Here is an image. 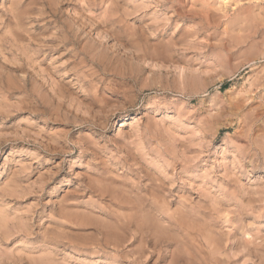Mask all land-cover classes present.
Here are the masks:
<instances>
[{"label": "rangeland", "instance_id": "obj_1", "mask_svg": "<svg viewBox=\"0 0 264 264\" xmlns=\"http://www.w3.org/2000/svg\"><path fill=\"white\" fill-rule=\"evenodd\" d=\"M19 1L0 0V35L14 38L13 8L28 3L26 26L35 31L34 20H45L46 32H36L48 46L38 62V41L0 47V264H264V0ZM112 45L139 71L127 92L107 93L110 105L145 101L156 113L144 107L134 118L165 127L168 117L191 113L187 128L210 135L188 151L175 145L195 163L165 168L168 178L140 161L144 174L124 168L121 180L90 172L101 198L74 175L87 171L78 151L65 155L49 143L75 138L71 125L44 117L90 115L71 85ZM169 147L162 142L148 156L159 160ZM113 191L131 202L111 199ZM113 219L132 225L119 249L101 231Z\"/></svg>", "mask_w": 264, "mask_h": 264}, {"label": "clouds", "instance_id": "obj_2", "mask_svg": "<svg viewBox=\"0 0 264 264\" xmlns=\"http://www.w3.org/2000/svg\"><path fill=\"white\" fill-rule=\"evenodd\" d=\"M108 52L104 59L94 58L92 65H82L75 83L71 85L78 94L84 95L89 100L92 105L88 109L90 115L83 119L79 115H74L72 111H65L61 116L44 117L45 119H64L66 124L71 125L70 131H74L75 138H70L68 133H63L49 143L56 144L57 150L64 152L65 155L78 151L77 161L85 166L87 171L74 175L80 180L82 190L88 192L91 189L96 197H102L106 193L99 182L89 175L90 172L100 174L106 170L108 176L121 180L120 173L124 168L136 169L140 172L141 164L137 162L140 161L155 166L160 174L168 178L165 168L174 167L178 162L185 167L195 163V160H185L180 149L175 145L183 141L182 148L188 151L199 146L193 141H204V137L210 135L208 129L203 126L199 132L195 128H187L184 122L191 113L185 115L181 111L178 116L168 117L171 124L165 127L162 120L153 121L149 118L148 123L144 124L134 118L141 114L144 107L149 113H156L157 109L148 107L145 101L128 103L126 98L127 107L124 104L110 105L107 102V93L116 89L127 92L129 80L134 79L138 74L139 65L136 66V71H130L132 65L124 53H117L111 49ZM140 63L142 64V61ZM151 103L156 105L160 101L152 100ZM80 124L87 126L79 127ZM173 128L177 130L184 128L188 135L178 136ZM162 142L170 147L166 152H157L159 160H152L148 156V151L156 149ZM60 143H63V148L59 146ZM141 144H147L148 149H140L138 146ZM140 174L144 173L140 172ZM129 183L133 188H138V181L130 180ZM53 219L56 217L53 216ZM27 234L33 235L31 232Z\"/></svg>", "mask_w": 264, "mask_h": 264}, {"label": "bare ground", "instance_id": "obj_3", "mask_svg": "<svg viewBox=\"0 0 264 264\" xmlns=\"http://www.w3.org/2000/svg\"><path fill=\"white\" fill-rule=\"evenodd\" d=\"M17 1H19V0H17ZM73 1V0H72ZM236 1V0H235ZM20 2V1H19ZM203 2V1H202ZM213 2V1H212ZM22 3H23V1H22ZM21 3V4H22ZM28 4V3H27ZM24 5V6H22V7H14L13 8V11H12V16L14 17V18H16V21L17 22H15L14 23V21L13 22H7L8 23V25L9 26H11V28H12V30H13V32H12V34H13V36H14V38H11V37H8V36H6V35H0V47H2L3 46V44L5 43V42H8V43H10L11 44V42H12V46L14 45V43H15V40H17V41H20V40H22L23 38L24 39H26L27 41H28V43L29 44H32L33 42H35V41H38L39 42V47H40V51L39 52H37V53H39L40 55L39 56H37V57H35L34 59H33V61L34 62H38V61H41V59H42V57L41 56H44V58L46 57V46H48V45H46V39H43L42 38V36H41V33H38V32H36V29H38V28H40V30H41V32H43V33H45L46 32V23H45V20H43V19H40L39 18V20H34L35 21V23H36V27H34V28H32V29H35V31H32L31 29H30V27H27L26 26V21H24L25 20V16H26V14L28 13V6H29V4L28 5ZM199 4V3H198ZM206 4V3H205ZM19 6V5H18ZM180 6V5H179ZM44 12V11H43ZM257 14V13H256ZM41 15H43V13L41 14ZM203 15V14H202ZM246 15V14H245ZM207 19V18H206ZM253 19V18H252ZM256 20V19H255ZM111 23V22H110ZM112 23H114L113 22V20H112ZM28 24V23H27ZM33 24V23H32ZM14 25H16V30L14 29L15 27H13ZM225 26V25H224ZM162 28V27H161ZM247 28V27H246ZM160 31H161V29H160ZM234 31V30H233ZM238 31H239V29H238ZM222 32V31H221ZM224 32V31H223ZM143 33V32H142ZM243 33V32H242ZM239 34V33H238ZM220 35V34H219ZM218 35V36H219ZM44 36V35H43ZM174 36V35H173ZM240 36V35H239ZM46 37V36H45ZM236 40V39H235ZM49 41V40H48ZM53 42V41H52ZM225 42V41H224ZM251 42V41H250ZM16 44V43H15ZM238 45V44H237ZM245 45V44H244ZM254 46V45H253ZM260 46V45H259ZM112 47H113V49H115V51H117V46H114V45H112ZM45 48V49H44ZM53 48V47H52ZM3 49V48H2ZM51 49V48H50ZM36 53V54H37ZM30 58V57H29ZM31 61V60H30ZM32 63V62H31ZM30 63V64H31ZM256 78V77H255ZM255 80V79H254ZM155 81V80H154ZM257 84V83H256ZM252 97V96H251ZM57 102V101H56ZM261 107V106H260ZM243 122H244V120H243ZM244 127V126H243ZM260 136V135H259ZM255 137V136H254ZM246 140V139H245ZM254 140V139H253ZM264 150V149H263ZM238 159V158H237ZM147 182H149V181H147ZM140 184V183H139ZM141 185V184H140ZM161 185V184H160ZM142 187V186H141ZM143 188V187H142ZM146 188V187H145ZM162 188V187H161ZM58 189V188H57ZM134 189V188H133ZM142 190V189H141ZM159 190H160V187H159ZM137 192H139V191H137ZM154 192V191H153ZM132 193V192H131ZM144 193V192H143ZM110 195V198L112 199H115V200H117V201H119V202H122V203H125V202H128V203H130L131 201H130V199L128 198L129 196L128 195H126L125 193H117L116 191H113V192H110L109 193ZM157 194V193H156ZM146 195V194H145ZM146 196H148V194L146 195ZM106 197V196H105ZM140 197V196H139ZM145 197V196H144ZM102 198V197H101ZM148 199L150 198V197H147ZM66 199H67V197H66ZM70 199V198H69ZM68 199V200H69ZM144 199H146V198H144ZM143 200V199H142ZM151 200V199H150ZM160 200V199H159ZM137 201V200H136ZM146 201V200H145ZM148 201V200H147ZM153 202L155 201V200H152ZM151 201V202H152ZM157 201V200H156ZM167 201V200H166ZM144 201H142V203H143ZM139 203V202H138ZM148 203V202H147ZM157 203V202H156ZM155 202H154V205H152V206H156V205H158V203L156 204ZM95 204V203H94ZM141 204V203H140ZM156 204V205H155ZM161 204V203H160ZM159 204V205H160ZM116 205H118V204H115V206ZM136 205V204H135ZM147 205V204H146ZM150 205V206H151ZM158 205V206H159ZM126 206V205H125ZM132 206V205H131ZM131 206H129V207H131ZM158 206H156L157 207V209L156 210H158ZM120 207H122V206H120ZM127 207V206H126ZM149 207V206H148ZM166 207V206H165ZM250 207V206H249ZM161 208H164L163 206L161 207ZM120 209V208H119ZM153 209V208H152ZM160 209V208H159ZM168 209H170V208H168ZM132 210V209H131ZM64 211V210H63ZM139 211V210H138ZM145 211V210H144ZM148 211V210H147ZM149 211H150V209H149ZM249 211V210H248ZM87 212V211H86ZM110 213H111V211H109ZM108 212V213H109ZM155 212V211H154ZM158 212L159 213H163V212H165V214L167 213L166 211H164V209H163V211L160 209V211L158 210ZM112 213H115V212H112ZM111 213V214H112ZM150 213V212H149ZM148 214V213H147ZM153 214V213H152ZM155 214V213H154ZM153 214V215H154ZM168 214V213H167ZM110 215V214H109ZM124 215V214H123ZM156 215V214H155ZM177 215V214H176ZM111 216H113V215H111ZM115 216V215H114ZM117 216V215H116ZM121 215H119V217H120ZM172 216V215H171ZM130 217V216H129ZM129 217H127V218H129ZM176 217V216H175ZM106 218V217H105ZM115 218V217H114ZM126 218V219H127ZM138 218V217H137ZM136 218V219H137ZM124 219V218H123ZM132 219V218H131ZM110 220V219H109ZM107 221V220H106ZM119 221V220H118ZM137 221V220H136ZM128 222V221H127ZM27 223V222H26ZM134 224H138V223H134ZM147 224V223H146ZM151 224V223H150ZM103 225V224H102ZM130 225H131V223L130 224H126L125 222L123 223V224H121V223H119L118 224V222H116V221H114V219L111 221V222H108L107 224H106V227L104 228V230H101V231H103L104 232V234H105V236H106V243L109 245V244H113V247H115L116 249H119L121 246H122V243H121V241H120V239L121 240H123V239H125L124 237L126 236V229L127 228H130ZM132 226V225H131ZM145 226V225H144ZM214 227V226H213ZM56 228V227H55ZM102 228V227H101ZM133 228V227H132ZM153 229V228H152ZM151 229V230H152ZM157 229H158V227H157ZM141 230H143V229H140L139 230V232H141ZM139 232H137V233H139ZM113 233H116V235H115V237H116V239H114V240H111V235L113 234ZM144 233V232H143ZM240 236V235H239ZM103 237V236H102ZM122 237H123V239H122ZM180 238V237H179ZM238 238V237H237ZM244 238V237H243ZM125 241V240H124ZM126 243V242H125ZM106 244V245H107ZM263 245V244H262ZM173 249V248H172ZM264 249V248H263ZM258 251V250H257ZM203 256V255H202ZM264 256V255H263ZM205 260V259H204ZM209 260V259H208ZM212 261V260H211ZM189 263V262H188ZM212 263V262H211Z\"/></svg>", "mask_w": 264, "mask_h": 264}]
</instances>
